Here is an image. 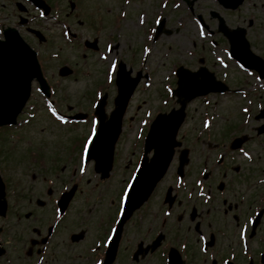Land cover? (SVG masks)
Returning <instances> with one entry per match:
<instances>
[{"label":"rangeland","instance_id":"374dc122","mask_svg":"<svg viewBox=\"0 0 264 264\" xmlns=\"http://www.w3.org/2000/svg\"><path fill=\"white\" fill-rule=\"evenodd\" d=\"M15 1L0 0V22L3 21L6 24L12 23L9 21V14L14 13L16 10ZM73 1H77L79 4L78 10L75 13H71L69 1L60 0V3L64 14L67 15L68 13L70 16L68 24L71 30L77 31L78 36L72 42H69L63 39L62 36H58V34L60 35L59 29L58 31L54 30L49 32L48 36L51 39L47 40L48 43H45V46L42 45V48H38V50L40 49L38 57L44 65L45 74L47 71L46 76L49 83H52L55 87L57 85L56 101L60 112L68 113L69 108L71 109L70 112L79 111L78 109L82 111L88 110V112L92 110L90 102L95 98L94 91L97 88L102 89L103 86L105 89H108L110 86L106 83V69L111 56H118L128 69L131 68L132 76L138 71L142 72V69L152 74L148 86L143 85V80L140 81L129 102L126 121L123 123L121 132L120 145L116 152L118 172L121 170L120 166L122 165H126V169L129 171L133 163L132 158L135 159L138 155L137 143L141 139L138 136V130L143 127L141 123L142 119L146 118L145 114H153L154 111L161 108L167 111L173 107H178L172 101H166V104L163 105L161 100L165 98L160 100L161 96L164 95L160 91L162 87L160 84L164 81L165 76L171 75V71L175 68L174 64L180 63L186 68L195 69L199 66V58L207 57V55L210 56L211 60L213 58L209 51V48L213 50V47L206 40L198 37L194 21L192 20L193 17L200 15L203 17L202 19L205 23L209 22L208 27L213 30V34L215 35L212 38L217 37L222 42L218 44V50L215 46V53L221 56V60H226L225 53L224 55L222 53V48H226L227 42L225 43L222 35L215 31L216 21L210 18V11L219 12L230 27L236 26V23L245 26L246 16L254 14L257 11L259 14L258 24L247 30V36L250 39L252 49L256 51L258 48H264V14L259 7L260 4L264 3V0H245L240 9L234 12L222 11L215 0H190L192 1L190 7L193 13L188 11L187 4L184 1L182 3L178 2L179 5L176 7L170 4L173 0L169 1L165 6H162V0H128V3L125 4L123 2H116L115 0ZM123 10L126 15L114 23H110L112 18L113 20L116 18L118 11ZM161 13H164L166 16V28L171 30V34H162L153 44L148 43L151 52L143 55L141 46L146 43L147 39L144 33L145 26H149L154 18ZM88 14L91 15L89 19H87ZM138 14L144 15L145 25L144 23H141L142 26L138 24ZM21 34L25 40H32L27 34ZM93 38H97L99 48L102 51L108 41L116 39L117 47L114 48L111 56L106 61L98 58L97 52L87 51L83 48V41L85 39L92 40ZM51 52H58L60 59L53 57L51 55L53 53ZM65 64L73 71L76 70V73L67 77H59L57 74L58 68ZM207 65L218 76L225 72L227 80H230L231 84L236 85L234 81L235 77L232 74L235 72L233 64L230 63L227 68H223L209 60V64ZM107 93L105 112L109 113L113 109V98L116 91L112 87ZM33 95V101L29 104L27 103L25 107L27 111L34 114L32 118H28V124L23 129L18 126L16 131H11L10 135H4L3 139L0 136V171L9 185V189L17 187L23 190L20 198V202H22L21 206H29L28 204H30L28 209L33 210V213L45 219L48 212H52L50 197L56 194L58 189V187L52 189V193L46 196L44 194L45 178L55 174H60V177L66 175L72 161L75 162V165L77 164L74 157L78 151H69V147L77 137L76 134L78 132L86 131L87 125L59 124L48 115L43 100L35 91V86L33 87ZM35 102L38 104L37 106ZM245 104L241 98L233 95V93L224 96L209 95L194 99L187 104V119L183 124L185 127L184 131L186 129L195 131L200 126L201 118L199 116L202 114H229L228 125L233 124L238 120L235 114H240V108ZM214 120L215 127H218V131H221L225 123L215 118ZM193 127H195L194 130L192 129ZM231 128L232 126H229V129ZM229 131L237 132L235 130ZM19 132L22 136L21 139L28 138V140H21L19 135L16 136ZM196 147L194 146L190 149L192 152L190 153V161L186 168L190 167V169H195L197 172L199 166L194 165L195 161L198 162L200 157L197 155V152H194L197 149ZM254 150L257 156L260 157L256 163L251 165L256 170L259 166L264 165V152L259 146H254ZM215 151L212 156L213 160L216 158ZM218 169L214 171L216 175L218 174ZM239 171L230 172L232 175L237 176L236 185L239 192H241L246 182L241 176L243 169ZM118 172L112 179V183L109 186V188L111 187L110 190H105L107 193L102 195L101 198L99 197L100 200H105L104 207H110V202L115 196L116 191L121 189L127 178V173L125 172L123 177L120 176L118 178L117 183L115 176ZM244 172L250 174L251 169ZM90 174V168L86 166V172L81 174L84 180L78 186V190L84 191L89 197L91 196L89 203H83L82 195H80L70 209L71 216L76 217L78 221L84 218L88 207L93 209V207L98 208L99 205L96 200L97 204L93 205V197L99 185L95 184ZM32 175H34V178H32ZM86 180H89V182H85ZM207 180H210L209 176ZM165 184L166 186L169 184L167 180ZM26 189L28 190L24 191ZM260 189L256 188L255 191ZM97 194L96 198H98ZM8 197H11V194H8ZM29 198L32 200L31 203L28 202ZM36 199L42 200L43 206L38 207L35 204ZM47 199L49 201H46ZM263 223L264 211L255 229L263 225Z\"/></svg>","mask_w":264,"mask_h":264},{"label":"flooded vegetation","instance_id":"af4514ba","mask_svg":"<svg viewBox=\"0 0 264 264\" xmlns=\"http://www.w3.org/2000/svg\"><path fill=\"white\" fill-rule=\"evenodd\" d=\"M67 1L70 5L79 7L77 1ZM38 15L39 12L28 5V27L41 28L37 23ZM261 122L262 119L253 117L250 125L238 131V134L249 135L243 145L245 148L264 145V133L256 134L254 130ZM235 155L224 158L223 170L220 172L222 190H216L218 180L205 183V193L210 196L207 201L203 202L204 196L193 195L189 198L174 191L175 200L172 206L161 207L162 197L158 198L154 192L137 213L123 224L115 246L111 243L109 247L107 245L113 234L117 210L112 206L114 201L111 200L110 207H104L105 200H100L104 193L96 191L100 198L98 200L94 194L93 205L98 201V208L88 207L84 218L78 221L70 214L72 204L80 195L82 202L87 204L91 196L78 190L82 182L81 176L76 175V169L68 177L51 176L54 179L52 186L47 184L46 177V196L52 193V189L61 188L66 181L68 185L76 184L74 195L61 214L56 212L55 201L58 193L52 195V212H48L45 219L28 209L30 204L21 206L20 201L9 202L6 213L0 215V264H102L105 259H109L108 264H165L170 247L179 251L182 264H227L228 261L233 264H263L259 253L255 251L249 258H227L226 252H216V248L213 249V254L201 253L200 248H194L205 239L215 242L218 231L231 230L250 214L252 207L247 206L241 199L236 185L237 176L230 173L238 172L244 166L240 154ZM185 176L190 177V173ZM244 180L247 183L246 178ZM250 185L256 186L251 183ZM16 190L22 195L23 190L17 187ZM31 201L29 198L28 202ZM35 204L38 207L43 206V202L41 205ZM193 207L195 217L192 219L190 211ZM157 239L158 243L155 244Z\"/></svg>","mask_w":264,"mask_h":264},{"label":"water","instance_id":"95a60500","mask_svg":"<svg viewBox=\"0 0 264 264\" xmlns=\"http://www.w3.org/2000/svg\"><path fill=\"white\" fill-rule=\"evenodd\" d=\"M217 1L224 7L234 8L242 0ZM211 15L218 19V30L228 39L231 54L262 74L264 62L250 51L249 44L244 37V29H230L217 12L211 11ZM158 33H160V29ZM89 45L94 47V44ZM69 72L70 70L67 68L60 69L62 75ZM139 77L138 75L136 78H130L129 72H126L124 65L120 64L116 79L118 94L115 97L114 110L110 113V117L105 120L104 98L97 107L96 114L100 119V128L95 139V143H97L92 145L90 151L96 154L95 158L99 166H105L109 162L110 144L106 138H110L112 134L116 138L120 129L121 117ZM33 79L39 82L41 90L47 95V85L42 77L35 53L19 37L16 29H5L4 40H0V125L15 121L16 115L27 100ZM224 90L226 87L220 82H215L213 75L204 67H200L195 72L183 67L178 68V80L174 94L177 96L180 107L167 114L158 115L152 122L145 139V154L153 149L154 155L150 159V163L147 164L144 160L141 164L128 194L126 210L133 209L149 194L168 166L174 146L179 145L175 136L184 118L186 103L197 95ZM260 114H264V109L260 111ZM260 128L264 129V125ZM98 143H102V145ZM185 162L186 160L182 164ZM5 207L3 184L0 180V213H4Z\"/></svg>","mask_w":264,"mask_h":264},{"label":"snow or ice","instance_id":"6c2138e0","mask_svg":"<svg viewBox=\"0 0 264 264\" xmlns=\"http://www.w3.org/2000/svg\"><path fill=\"white\" fill-rule=\"evenodd\" d=\"M122 15H123V13H122ZM114 67H115V62H113V67L109 69L110 73L113 71ZM89 139H91V137H89ZM85 147L87 148V144L85 145ZM81 171H83V169H81Z\"/></svg>","mask_w":264,"mask_h":264},{"label":"bare ground","instance_id":"6f19581e","mask_svg":"<svg viewBox=\"0 0 264 264\" xmlns=\"http://www.w3.org/2000/svg\"><path fill=\"white\" fill-rule=\"evenodd\" d=\"M163 177H164V175H163ZM163 177H162V178H163Z\"/></svg>","mask_w":264,"mask_h":264}]
</instances>
